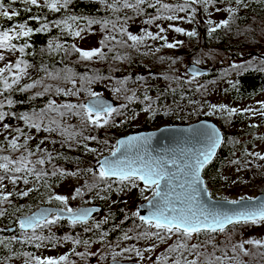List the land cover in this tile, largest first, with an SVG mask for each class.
I'll list each match as a JSON object with an SVG mask.
<instances>
[{
	"label": "trees",
	"instance_id": "obj_1",
	"mask_svg": "<svg viewBox=\"0 0 264 264\" xmlns=\"http://www.w3.org/2000/svg\"><path fill=\"white\" fill-rule=\"evenodd\" d=\"M183 1L185 0H176L171 3L170 0H160V4L150 7L146 0L145 4L140 5L142 11H136L132 8H124L123 0H116L115 10L110 7L114 0H104V2H101V0H73L68 8L62 9L60 12H51L46 8L39 9L34 6L32 11L25 12V6L18 3L13 7L19 8L21 13L19 17H15L12 21L0 18V27L3 28L13 27L24 22H27L29 27L33 28V35L28 40L31 47L27 48L25 53L21 54L18 50L14 53L0 50V55L5 57V54L8 53L14 58V61L23 59L32 66L28 69V75L21 79L19 85H14L11 91L5 92L3 85H0V92L3 93L0 95V102L4 104V108L0 110L8 114L4 118L5 123L12 122L15 126L10 129L11 134H18L0 137V149H2L0 150V156H9L13 160H18L21 156H27L33 163L39 159H44L45 163L43 165L35 164V168L37 172L43 169L47 173V175L41 176L40 179L36 178L35 173L28 174L26 171L16 173L15 175L20 179L15 184L8 178L4 180L3 194L11 195L9 201L0 204V211L4 212V215L0 216V241H2L0 243V264H25L28 254L39 257L38 251L43 245L36 247L38 241H29L25 237L24 232L19 229V220L42 206L53 205L49 202H43V198H46L47 193L57 185L68 181V179L80 181L81 183L76 190L80 189L81 192H85L82 204L86 206H103L113 195L122 197L123 193L125 194V191L129 190L126 189L129 185L126 186L124 183V185L119 186V181L103 180V182H98V169H93L97 167L99 158L110 155L114 151L113 143H116L122 137L120 134L126 131L127 123L120 129L106 130L90 124L85 125L78 116L65 115L60 117L55 112L47 111L42 118L43 122L39 131L35 127H29L33 120L40 121V114L47 109L50 100H54L57 105L83 104L85 98H92L89 96L88 90L94 92L97 82L104 81L105 78L116 77L117 70H122V73L129 76L127 82L124 83V91L129 93V97L135 94L137 88L140 90L136 98L130 102L128 114H135L136 117L143 114L144 111H149L150 114L155 111L160 113L164 119L170 120L173 125H190L201 120H211L219 126L224 134L223 145L214 161L203 172L207 187L213 198L221 199L215 195L212 189L218 185H223V187H220L221 189L226 188L224 184L230 187L233 184L241 186L256 183L262 186L261 192L264 193V160L258 159L257 153H252L250 150L256 140H264V133L258 135V128L254 127L244 133L228 130L229 125L233 123H238L237 130L247 127L244 113H242L244 110L239 106L243 102L253 101L264 94V59L261 57L264 56V51L255 52L249 46L247 30L257 24L264 27V0H244L243 5L237 4L236 0H211L214 6H220L226 11L225 17L218 25L222 21L228 20V27L213 26L203 18V15L202 19L205 22L199 20L200 12L202 13L205 6L209 5L210 2L205 4L203 0H197V3L202 4V8L195 9V11H190V8L197 3H189L186 11L179 13V17L185 20L188 27H191L189 32L196 33L195 36L190 37L186 34L188 28L185 32L188 42L195 44L192 49L190 47H187L185 51L176 48L169 49L163 46V40H152L151 38L144 39L142 43L137 44L135 47L131 46L133 42L128 39V35L135 34L130 33L124 27L136 20H141L145 24L153 16L169 22L164 17L175 15L177 12L164 13L158 11V9L164 3L176 8L178 4H183ZM151 2L155 4V0H151ZM228 9H235V12H229ZM73 15L81 18L76 23L78 27L85 29L81 32L80 37L68 34L67 30L61 32L53 24L55 20L65 19ZM33 16L39 19H32ZM89 18L99 21L106 20L109 23L106 27L101 23L88 26L87 20ZM44 22L49 24L50 30L36 32L35 29L41 27ZM147 24L154 26L153 22ZM92 27H95L96 31ZM212 27H216L217 30L211 32L210 28ZM91 31L98 37V46L93 49H101V41H105L106 46L102 48L105 53L103 59L93 57L91 60H85L72 49V46L75 45L77 48L84 50L80 47L82 37L85 33H91ZM137 36H144V33ZM50 41L54 45L57 43L63 45V48L58 51L50 49ZM16 43L18 49L20 44L23 43V39L16 41ZM157 48L162 52H170L173 57H161V54H152ZM117 55L127 58L117 59ZM161 58H163V62ZM187 61L199 67L209 66L213 70L215 69L209 75L201 77V81L209 79L224 80L222 88L218 85L213 87L214 93L224 95L219 103H210L204 100L192 108V102L190 107L186 105L191 101L187 97L189 91L185 93L186 95H181L182 89L179 87H185L186 90V86L189 84V81L185 80L184 70L182 74L180 73V69H184ZM4 62L5 60L0 61V64H4ZM234 64L243 67L233 68L232 65ZM150 72H153L154 76H150ZM139 73H144L147 78H141L138 75ZM53 76L58 78L53 79ZM87 78L92 79L89 81ZM155 78L162 79V83H165L166 88L156 87ZM36 80H43V85H51L52 88L48 92H44V87L38 85L36 88L27 91L20 90L24 85L31 84ZM147 84H150L148 95L144 91ZM57 87L65 91H77L79 95L65 96L63 92L57 94L55 92ZM197 90L198 86L191 89L190 92L194 93ZM37 93H43V95H37ZM145 96L150 99H145ZM8 99L13 101L12 105H8ZM211 105L235 108L237 112L231 116L227 112L210 114L213 113V109L211 108V110L207 106L211 107ZM61 111H64V109H61ZM24 116L31 118L28 123L22 118ZM52 119L59 121L61 127L71 126L72 131L81 132L82 135L66 140V137L62 136L58 130L45 131L44 128L49 126V121ZM51 127L56 128L57 125L52 124ZM17 128L21 129L23 134L17 133L15 131ZM33 134H38V136L44 137L45 140L48 138L47 140L58 145L57 153L51 154V159L46 154L49 151L40 149L43 144L41 143L42 140L36 145L31 144ZM111 135H114L113 142ZM85 137H96V139H85ZM13 139H16L20 145H24L26 142V147H21L16 151L10 150L8 142ZM93 141L99 146L95 147ZM108 144L110 145L109 148H107ZM89 149H95V151H89ZM29 152L32 153L31 156H28ZM258 154L264 155V152ZM237 158L245 166H236H240L238 171L242 170L243 175L234 182L222 175L221 171L226 166L233 165V161ZM28 167H32V165L30 164ZM89 168L97 175L94 176L93 172L87 171ZM53 171H56L57 174L53 175ZM61 171L66 174L60 175ZM8 175L11 176L12 174L9 173ZM25 177L28 179L27 184L23 182ZM108 183H111V188L107 187ZM25 191L29 192L28 196L20 195ZM119 210L111 212L108 219L103 221L92 223L94 220L86 224H76L74 226L77 231L75 235L79 237L83 234L87 241L96 242L97 244H100L99 238H102L104 242L101 244L116 245L115 254L119 253V255H116L115 260L136 262L137 260L144 261L147 258L154 257V260L150 259V261L152 260L151 264H158L165 258V261L169 260L168 264H175V254L170 253L169 249L176 243L177 236H172L171 239L164 242L153 238L137 247L140 253L142 250L153 249L152 254L146 250L144 254L141 253L140 256H137L136 253L127 254L123 251V248L129 242H135L136 239L134 234L129 231V223L121 221L124 215ZM61 222L64 223V221ZM97 223L100 224L99 228L95 227ZM138 224L142 225L140 220ZM12 229H15V231H11ZM107 233H110V235H107ZM122 233L131 238L124 239L125 234ZM202 234L207 233H201L200 235ZM31 235L32 231L27 232V236L30 237ZM12 237H15V239L13 240ZM188 243L193 245L190 242ZM145 255L147 256L143 259ZM184 256L189 260L196 259L194 253L185 252Z\"/></svg>",
	"mask_w": 264,
	"mask_h": 264
},
{
	"label": "snow or ice",
	"instance_id": "obj_2",
	"mask_svg": "<svg viewBox=\"0 0 264 264\" xmlns=\"http://www.w3.org/2000/svg\"><path fill=\"white\" fill-rule=\"evenodd\" d=\"M104 2V0H101ZM150 7H155L156 4H160V0H155V4L151 0H147ZM211 0H203V3L207 4ZM18 3L23 4L24 11H32V7L39 9L46 8L51 12H60L62 9L68 8L73 0H0V18H4L7 21H12L15 17L20 16V10L17 7H13ZM146 3V0H123L124 8H132L136 11H142L140 5ZM189 3L195 4L197 0H185L183 4H178L176 8H173L167 3L160 6L158 11L164 13H175L177 11H186ZM239 5L244 4V0H236ZM114 10L116 9V0L110 5ZM195 11V10H193ZM229 12H235V9H228ZM160 18V17H157ZM168 20H175L177 16L167 15L164 17ZM32 19H39L33 16ZM81 19L75 15L69 16L65 19L55 20L53 24L56 28L60 29L61 32L67 30L68 34L80 37L81 32L84 28H80L77 25V21ZM101 23L103 26H107L109 21H99L96 19L89 18L87 20V25ZM146 23H152V20L146 21ZM212 22L209 21V24ZM229 21L224 20L219 26L228 27ZM50 26L47 22L42 23L41 27L35 29L36 32L49 31ZM216 27L210 28L211 32H215ZM165 31L164 28H160V33ZM175 32L184 33V29L175 28ZM188 36H195V32H187ZM33 35V28L29 27L27 22L19 23L13 27L3 28L0 27V50L7 51L9 53H14L19 51V53H25L27 48L31 45L28 40ZM151 38L152 40L161 39L164 41L163 46L169 49L176 48L178 44L168 43L166 36L153 35L151 32L145 31L144 36L128 35V39L133 42L131 45L135 47L137 44L142 43L144 39ZM23 39V43L20 44L17 49L16 41ZM114 39V38H113ZM119 43V42H118ZM102 48L106 46L105 41H101ZM49 48L53 50H60L63 48L61 44H53L52 41L49 42ZM101 49L92 50H81L75 45L72 49L80 54V57L85 60H91L93 57H100L103 59L105 53ZM155 51H160L159 48ZM147 54V53H145ZM117 59H126L127 57H120L117 55ZM163 59V58H162ZM5 57L0 55V61H4ZM175 63V61H173ZM199 63V62H197ZM32 67L25 60L19 59L15 63H6L4 67H0V85H3V90L9 92L13 89L14 85H19L22 78L28 75V69ZM233 68H242V65H232ZM46 71V70H44ZM51 75V74H49ZM193 79L201 75L200 72L193 71ZM53 79L58 78L53 76ZM89 81L92 78H87ZM124 83V82H120ZM38 85L44 87V92H48L52 86L43 85V80H36L31 84L24 85L20 90L27 91L29 89L36 88ZM116 92H120V88L114 89ZM57 94L63 92L65 96L68 95H79V92L72 90H63L59 87L55 89ZM3 93L0 92V95ZM88 94L92 99L86 104H60L57 105L54 100L48 102L47 109L42 111L40 114V121L37 122L33 120L29 127H35L38 131L40 130V125L43 122V116L45 112L51 111L57 113L58 116L64 117L65 115H74L80 117L83 124H91L97 128H103L110 125L113 121V115H119L120 112L117 108L113 107L107 103L100 94L88 90ZM37 95H43V93H37ZM131 102L135 99V94L131 97H127ZM145 99H150L145 96ZM8 105H12L13 101L8 99ZM4 108V104L0 102V109ZM213 113L215 112H227L229 116L234 115L237 110L235 108H227L226 106L217 107L216 105H211ZM264 108V104H262ZM64 109V111H61ZM246 111H253L254 109H248ZM260 114L264 116V111ZM8 115L4 111L0 110V121H3L5 116ZM26 123L31 119L28 116L22 117ZM52 124H56L57 127H51ZM8 128V125H5ZM47 132L59 131L62 136L66 137V140L74 139L76 136L82 135L81 132L72 131L71 126L61 127L59 121L52 119L49 121V126L44 128ZM17 133L23 134L22 130L15 129ZM198 136L204 138L205 147L199 149L195 152H183L179 155L173 154L170 158H149L144 146L150 141L151 134H138L127 137L126 139H121L116 142L115 150L111 152L110 157L105 156L103 159L98 160V178L100 180L112 182L119 181L121 184L127 183L130 187H139L138 181L143 183V188L141 189V194L145 191H151V197H146L148 199L149 212L147 215H141L139 211L133 213L134 216L138 217L142 225H145L144 231L141 232L136 239H156L158 241L164 242L167 239H171L172 236H177L178 239L176 243L169 249L170 253L175 254V264H225L226 260H235L236 264H243L239 261L236 256L228 257L227 252H224L223 256H215L213 254L204 255L199 249L201 245L193 244L189 245L193 236H199L201 233H225L228 231L229 227L235 229L237 225H261L264 224V201L259 203H250L251 198H241L240 200H231L227 203L232 205H240L238 209L228 210V211H217L214 207H207L201 201L199 197L198 185L203 183L201 173L209 165L214 156L216 155L217 149L222 144L223 140L220 135L219 129L213 126H205L202 131L198 132ZM85 139H96V137H85ZM10 150L16 151L21 147H26V142L24 145L17 143L16 139L10 140L9 142ZM43 143V141L41 142ZM107 143L106 141L104 142ZM87 147V146H85ZM123 149V151H121ZM2 150V149H0ZM89 151H95V149H89ZM119 153V155H118ZM49 159H51V154L47 153ZM32 153L29 152L28 156ZM257 158L264 160V155L256 154ZM45 163L44 159H39L33 163L27 158V156H21L18 160H13L9 156H0V204L9 201L11 194H3V182L6 178L10 179L13 184L17 182L20 177L16 176V173L27 172L28 174H36V178L40 179L41 176L47 175L43 169L37 172L35 164L43 165ZM233 163H239V161H233ZM32 167H28V165ZM89 172H93L91 168L87 169ZM12 175L9 176L8 174ZM53 175L57 172L53 171ZM66 173L60 172V175H65ZM93 175L97 173L93 172ZM115 178V179H113ZM226 179V178H225ZM25 184L28 183V179L25 177ZM108 188H111V183L107 184ZM31 191V190H30ZM81 190H76V195H80ZM22 196H28L29 192L25 191ZM103 198V197H101ZM59 201L61 204L65 205V208L58 209L53 212L50 209H42L39 213L24 217V219L19 221V228L22 230L31 229L32 235L29 237L25 232L24 235L29 241H39L36 247H40L45 241L52 243L56 242L53 236H44L43 234H37L38 229L50 228L51 226L57 224L62 219L67 218L70 220L71 224L75 226L77 223H87L89 217L91 216V211L89 209L73 210L67 207L68 198L66 196L55 195L49 198V203L51 200ZM75 199V197H73ZM4 212L0 211V216H3ZM96 228L100 227V224L95 225ZM149 229H154L155 231H150ZM90 230V229H88ZM231 235V233H229ZM127 234H125L124 239H130ZM14 240L15 237H12ZM64 240H73L74 243H81L80 240L73 237H64ZM2 243V241H0ZM87 244V241L84 242ZM251 244L257 247H264V241L251 239L236 243L232 245L231 251L238 255L237 250L239 249L244 255L249 253L245 249V244ZM215 247V246H214ZM147 251H152L153 249H146ZM126 252L135 251L137 256L141 253L139 249H125ZM195 254L196 259L189 260L184 256V253ZM116 255H113L115 260ZM261 255H264L262 253ZM165 260L161 261V264H165ZM25 264H70L67 255L60 256L59 258H41L36 257L33 254H28V259Z\"/></svg>",
	"mask_w": 264,
	"mask_h": 264
},
{
	"label": "rangeland",
	"instance_id": "obj_3",
	"mask_svg": "<svg viewBox=\"0 0 264 264\" xmlns=\"http://www.w3.org/2000/svg\"><path fill=\"white\" fill-rule=\"evenodd\" d=\"M176 0H170L171 3H173ZM185 1H183L184 3ZM190 7V6H189ZM202 8L201 3H197L193 7L190 8V11L192 10H199ZM179 11H177V19L175 20H169L167 22L166 20L159 19L155 16L149 18V20H152L154 23V26H149L147 23H143L141 20H136L132 22L131 24H128L126 28L127 31H129L132 34L140 35L147 32H151L155 35L160 36H166L168 42H182L178 44L176 47L177 50L185 51L187 47H190L191 49L195 47V44L193 42H188L185 32L188 28L187 32L191 30V27L187 26L185 20L181 17H179ZM203 18L206 21H211L213 26H216L219 24V22L225 17L226 11L221 8L220 6H214L213 3H209V5L205 6L202 13L200 12L199 20L202 22H205L202 19ZM182 28L184 29V33H178L175 32V28ZM160 28H164L165 31L163 33H160ZM93 30L96 31L95 27H92ZM248 30V44L251 46V48L255 51H264V27L260 25H254L253 27H250ZM98 46V37L94 35V32L91 31V33L87 32L82 37V41L80 43V47L84 50H90ZM250 51V50H249ZM152 54L158 55L161 54L162 56H169L170 58L173 57V54L170 52H162L155 51ZM151 54V55H152ZM263 56V55H262ZM183 58V57H178ZM161 61L163 62L162 58ZM14 58L10 56V54H5V62L4 64H0V67H4L6 63H13L14 64ZM189 64H192L190 62H186L184 69H180V73L182 74V71L184 70L185 74V80L189 81V84L185 87H179L182 89L181 95L185 94L189 91L187 97L190 98V102H188L186 105L190 107V103L192 102L191 108L199 104L200 102L207 100L210 103H219L223 98L224 95L217 94L213 92V87L215 85H218L220 88L223 87V81L224 80H203L201 81V77H196L193 79V76L189 75L187 72V67ZM203 68V67H202ZM204 69L213 70L211 67H205ZM141 78L146 79L147 76L144 73L138 74ZM150 76H154L153 72H150ZM128 77L126 73H122V70H117L116 77L111 78H105L104 81H99L96 83L94 92L106 96L109 98L114 99L117 101V106L115 108L118 109L120 112L119 115L114 114L113 115V121L110 122V125L105 126L101 129L106 130H113L114 128L120 129L123 125L126 123L128 124L125 128V132L123 134H120V136H126L132 133H138L142 131H150V130H156L164 125H173L170 120L164 119L160 113H156L155 111L150 114L149 111H144L143 114H139L135 117V114H128L129 113V104L130 101L127 99L129 97V93L124 91V83L127 82ZM203 77V76H202ZM193 79V80H192ZM155 85L159 88H166L165 83H162V79L155 78ZM192 80V81H191ZM124 82V83H120ZM198 86V90L194 93L190 92L191 89ZM120 88V92L114 91V89ZM150 88V84L145 85L144 91L146 95H148V89ZM218 89V88H217ZM184 90V91H183ZM140 92V90L137 88L135 90V98L137 94ZM186 95V94H185ZM91 98H85L84 103L88 101ZM141 100V99H139ZM138 100V101H139ZM181 100V99H179ZM178 100V101H179ZM262 104H264V94L257 97L253 101H247L241 103L239 107H241L242 113H244V118L246 119L247 127L243 128L242 130H237V124L233 123L229 125V129L231 132L241 131L242 133L246 131H250L252 127L258 128L257 133L258 135H261L264 133V116L260 114L261 111H264V108H262ZM175 107L177 105H174ZM211 109V107L207 106ZM196 109V108H195ZM248 109H254L253 111H246ZM212 110V109H211ZM5 125H8V128H5ZM91 125V124H90ZM15 127L12 122H8V124L5 123V120L0 121V137L7 136V135H18V134H11L10 129ZM228 127V126H227ZM226 127V128H227ZM224 128V127H223ZM116 135V134H115ZM114 135H111V140L113 142ZM48 139V138H47ZM45 140L44 137L38 136V134H33L31 136V144L36 145L40 140L44 141L42 146H40V149H45L49 151L50 154H54L57 151V144L50 142L49 140ZM94 142V141H93ZM95 147L99 146L94 142ZM116 143H113V150H115ZM94 147V148H95ZM110 145H107V148H109ZM250 150L252 153H262L264 152V140H256L253 144V146L250 147ZM57 153V152H56ZM99 158L98 160H100ZM235 161H239V163H234L231 166H226L222 171L221 174L225 175L228 179H232L234 182L235 180L243 175L241 172L242 170L238 169L240 166L236 167L237 165L245 166L244 164H241V160H238V158ZM98 163V161H97ZM236 167V168H235ZM233 168V169H231ZM235 168V170H234ZM93 169H98V167H95ZM98 176V175H97ZM99 180L98 182H103V180ZM80 181H77L75 179H68V181H65L56 187L52 189L49 193H47V197L43 198V202H49V198L55 195H61L66 196L68 198V204L67 207L72 208L73 210H78L82 207H89L82 204V198L85 195V192L82 191L80 195H76V188L80 185ZM139 187L132 188L128 186L127 183L126 186H128L125 191V194L123 193L122 197H118L116 195H113L103 206H97L102 207L103 211L93 217L90 221H94L92 223H96L99 221H103L104 219H108V217L111 215V212L120 209L123 216V222H128L129 224V231H131L134 234V237H136L144 231L145 226H142L138 224L139 218L134 216L133 213L138 211V208L141 204L148 201L146 197H151L152 193L151 191H145L143 194H141V189L143 188V185L138 181L137 182ZM122 185L119 183V186ZM124 185V184H123ZM226 188L221 189L220 187H223V185H218L212 189V191L220 197L221 199H227V200H240L243 198H256L259 194H263L261 192L262 186L260 184L256 183H250L247 185H238L233 184L230 187H227L226 184H224ZM75 197V199H73ZM53 207L57 208H65V205L61 204L59 201L51 200ZM48 206V205H46ZM40 207V206H39ZM91 207H94L91 205ZM61 221H64L62 223ZM57 224L51 226L50 228H43L38 229L37 234H43L44 236H53L56 239L55 243L45 241L42 245L43 247L38 251V256L41 258H59L60 256L67 255L69 258L70 264H109L111 261H114L113 255L116 253V245L108 246L106 244H101L104 242L102 238H99V243L96 242H89L86 240V237L81 234L79 237L75 235L77 232L74 229V226L69 222L68 220H61ZM67 221V222H65ZM87 222V223H88ZM141 222V221H140ZM71 226H70V225ZM77 224H85V223H77ZM127 229V226H126ZM85 230V229H83ZM150 231H155L154 229H149ZM25 233V232H24ZM27 233V232H26ZM231 233V235H229ZM125 234V233H122ZM107 235H110V233H107ZM73 237L75 239H78L81 241V243L76 244L73 242V240H64V237ZM123 236V235H122ZM47 237V236H46ZM176 237V236H175ZM256 239V240H262L264 241V224L261 225H240L236 226L235 229L229 228L227 232L225 233H207L202 234L199 236H193V238L188 241L192 244H199L201 245L199 251L204 253V255L213 254L215 256H223L224 252H227L228 257L236 256V258L239 261H242L243 264H264V255H261L264 253V247H257L251 244H245L244 247L249 253L248 255H244L243 252H241L239 249L237 250V254L233 253L231 251L232 245L236 243H240L243 241ZM150 240V239H148ZM87 241V244L84 242ZM147 240L145 239H136L135 242H129L125 248H123V251L125 249H137V247L141 246L144 242ZM38 243H40L38 241ZM215 246V247H214ZM108 252V254H107ZM126 252V251H125ZM146 250H142L141 253L144 254ZM152 254V251H148ZM127 254H134L135 251L132 252H126ZM155 254V252H154ZM156 255V254H155ZM147 255L143 257V259L146 258ZM157 256V255H156ZM154 260V257L147 258L144 261L137 260L139 264H151L152 260ZM171 260V259H170ZM136 261V262H137ZM146 261V262H145ZM168 261H165V264H168ZM158 264H161V261L158 262ZM172 264V263H171ZM225 264H236L235 260H226Z\"/></svg>",
	"mask_w": 264,
	"mask_h": 264
},
{
	"label": "water",
	"instance_id": "obj_4",
	"mask_svg": "<svg viewBox=\"0 0 264 264\" xmlns=\"http://www.w3.org/2000/svg\"><path fill=\"white\" fill-rule=\"evenodd\" d=\"M261 57L264 59V56H261ZM193 71H197L201 73V75L197 77L206 76L212 72V70L204 69L202 67H199L198 65L189 64L187 67L188 74L193 76L192 75ZM100 96L113 107L117 106V101H115L114 99L106 97V96H102V95ZM91 99L86 101V103H88ZM205 126H213L219 129L220 135L224 142V134L222 130L219 128V126L215 122L211 120H201L199 122H196L190 125H164L156 130L142 131V132L132 133L126 136H122L118 140L126 139L127 137L132 136V135L151 134L150 141L144 146V150L146 151L148 157L149 158H161V157L170 158L173 154L179 155L185 151L191 153V152H195L199 149L204 148L206 146L204 142V138L201 136H198V132L202 131ZM223 142L220 145V147L217 149L216 155L214 156L212 162L218 155V152L221 146L223 145ZM121 151H123V149ZM106 156L110 157V155H106ZM104 157H102L101 159H103ZM97 167H98V163H97ZM204 170L201 173L203 183L197 186L199 189L200 201L207 207H214L217 211H228V210L238 209L240 205H232V204L227 203V201H231V200L216 199L211 196L210 190L207 187L206 180L203 176ZM140 183L143 185L142 182ZM260 201H264V193L259 194L256 198H251L250 203L252 202L259 203ZM42 209H50L53 212H55L56 210L62 209V208H57L53 206H42L36 209L35 211H33L28 216L35 215L39 213ZM80 209H89L91 211V216L89 217L88 221H90L93 217H95L96 215H98L99 213L103 211L102 207H97V206L82 207V208H79L78 210ZM138 211L141 213V215H147L149 212L148 201L141 204L138 208ZM24 217H27V216H24ZM24 217L20 218V220L24 219ZM62 220H68V219L65 218ZM68 221L70 222V220ZM11 231H15V229H12ZM20 231L30 232L31 229H27V230L20 229ZM7 264H14V263H7ZM109 264H139V263L134 262V261L114 260V261H111Z\"/></svg>",
	"mask_w": 264,
	"mask_h": 264
},
{
	"label": "flooded vegetation",
	"instance_id": "obj_5",
	"mask_svg": "<svg viewBox=\"0 0 264 264\" xmlns=\"http://www.w3.org/2000/svg\"><path fill=\"white\" fill-rule=\"evenodd\" d=\"M5 264H7V263H5Z\"/></svg>",
	"mask_w": 264,
	"mask_h": 264
}]
</instances>
